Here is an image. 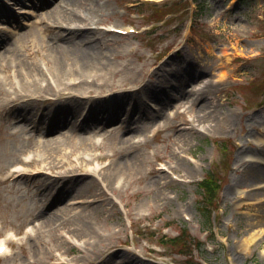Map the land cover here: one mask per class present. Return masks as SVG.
<instances>
[{"label": "rangeland", "instance_id": "374dc122", "mask_svg": "<svg viewBox=\"0 0 264 264\" xmlns=\"http://www.w3.org/2000/svg\"><path fill=\"white\" fill-rule=\"evenodd\" d=\"M7 1H11L10 7L4 8L12 16H0V23L5 25L0 36L8 37L0 47V77L16 82L20 66L47 68L49 62L39 56L33 63L29 51L47 54V41L67 31L61 20L55 19L66 9L61 0ZM172 3H176L175 13L155 21ZM75 11L78 14L66 13L71 19L82 15L84 23L105 43L111 65L120 68L119 76L109 74L110 81L141 76L143 85L154 84L175 93L173 85L190 75L198 76L183 83V89L198 90L209 81L220 83L213 89L215 103L210 110L216 116L235 110L236 120L232 125L221 121L217 126H210L215 123L211 120L181 121L176 116L178 111L188 109L187 116L193 119L198 103L174 100L158 117L140 122V135L134 142L125 143L123 138L131 131L122 120L130 113L125 114V110L132 106L123 102L120 119L109 123L111 113L103 105L109 106L116 98H93L110 94L109 88L94 92L72 111L74 119L85 124L90 114L83 120V109L91 104L102 129L89 128L71 136L68 128L46 130L55 103L66 102L57 99L55 92H50L55 100L35 99L26 105L19 102L13 108V103L0 106V240L10 248L0 256V264H40L43 257H35L37 248L45 255L52 254L54 241L60 244L57 250L64 253L65 260L78 258L85 264H264V176L241 182L245 170L236 169L235 164L245 143L254 150L245 153V158L257 161L264 169V133L253 139V146L248 145L252 139L245 138L252 133V119L264 116V0H88ZM71 19L63 24H70ZM111 25L134 26L140 32H111ZM39 79L44 88L53 77ZM143 85L134 97L144 96ZM5 87L12 96L16 93L9 85ZM5 97L2 92L0 98ZM19 105L26 108L29 122L20 116ZM144 105L151 113L162 106L148 97H144ZM129 116L139 118L137 113ZM259 128L256 126L255 131ZM217 139L227 140L226 159ZM66 150L72 156L106 155L98 162L102 170L92 176L93 187L76 182L75 177H92H84L85 163L73 159L69 164L61 159ZM130 152L139 154L140 165L132 174L113 175L110 182L115 189L104 188L110 160ZM181 160L188 163L189 171ZM216 162L224 164L219 172L223 182L215 203L207 209L199 184ZM20 163L22 167H18ZM95 165L93 162L91 167ZM153 168L155 172L150 173ZM59 175L73 176L71 181L76 184L72 183L73 189L62 198L56 189L46 187L56 184ZM159 179L164 185L157 183ZM64 206L92 211L89 218L94 237L81 231L79 221L70 216L29 236L34 232L28 230L39 222L42 208L51 212ZM183 230L195 240L186 253H179L169 242L162 247L156 244L163 235L173 237ZM152 232L154 235L149 236ZM108 245L112 247L105 251Z\"/></svg>", "mask_w": 264, "mask_h": 264}, {"label": "bare ground", "instance_id": "6f19581e", "mask_svg": "<svg viewBox=\"0 0 264 264\" xmlns=\"http://www.w3.org/2000/svg\"><path fill=\"white\" fill-rule=\"evenodd\" d=\"M86 1L88 0H61V4L64 5L67 13L76 15L78 13H76L75 10L79 8V6L83 5V3ZM66 12L62 15H58L57 18L55 16V19H60L62 25L66 26L67 31L62 35H59L56 38L47 41V54H39L38 50L29 51V56L31 57L33 63H36V58L39 56L43 61L47 60L49 62L47 68H44L41 65L38 66L39 68L36 67L37 69L20 66L16 70V76L17 78H19L16 82H12L11 80L7 82L4 78L0 77V94L4 92L7 96L5 98H0V106L10 105L13 103L10 107L13 108L15 107L16 103L19 102L26 105V102H30L36 98L38 100H44L45 95L43 93L55 92L58 98H60L59 100L64 99L66 102L55 103V111L52 115L53 119H51V121L49 122V126H47L46 130L51 128V130L55 132L62 131V129L64 128H68L70 131L68 136H71L72 133H75L76 131L82 132L89 128L102 129L103 123L101 120L94 116V113H92L93 107L91 106V104L88 111L90 115L89 118H87L88 120H84L85 124H81L78 121V118L74 119L72 111L76 108L79 102H84L87 94H93L94 92L102 93V91H104L106 88H109L110 90H112L110 94L106 95L105 97L99 96L94 98L98 101L107 100L108 97L116 98V100L113 101L112 104H109V106L103 105V108H107L108 112L111 113V116L108 120L109 123L120 119L119 109L123 102H128V104L132 106L129 107L128 110H125V114L130 112V115L134 113H137L139 115L138 120L130 119L129 114L127 117H125V119L122 120L123 123L125 122V124H127L126 129L131 131L130 136L123 138V141L125 143L134 142V138H137V136L140 135V130H142L143 128V125L140 122L148 121L151 118L158 117L163 112V108H165L167 105H170L174 100L183 102L189 101L191 99L192 102L198 103L197 116H194L193 119H190L187 116L188 109L178 111L176 116H178L181 121L187 120L188 122H192L193 120H197L200 122H208L211 120L212 122H215L214 124L210 123V126H217L222 122L228 123L229 125L234 124L237 114L235 110L231 112L226 111L221 116H216L214 111L210 110L215 103V98L212 95L214 91L213 89L217 88V85H219L220 83L216 84L213 81H209L198 90L194 89L187 91L183 89L182 84H188L198 77L190 75L188 79H182L181 83L173 85L172 87H174L176 91L175 93H172L167 89L157 87L154 84H148L146 86L143 85L144 82H142L141 76L130 78L128 75L120 77L116 81H110V79L108 78L109 74H112L113 76H119L121 70L120 68H115L111 65V62L109 60L110 55L103 48L105 43L99 37L98 32L94 28L88 27V25L84 23V18L82 17V15L73 17L71 19ZM70 19V24H63L64 21ZM7 38L8 37H6V35L0 36V47L5 44V40ZM3 67L5 70L10 71L9 67H6L5 65H3ZM225 67H227V65H225ZM41 76H52L53 79L46 85V87L42 88L39 84V77ZM222 77L223 74L220 75V78ZM6 85H9L12 89H14V92H16L13 96L9 89L5 87ZM142 85L143 87L145 86L144 96L139 98L134 97V94H136V92L139 90V87H141ZM31 87H34L36 91L32 92ZM127 90L130 92H127ZM118 92H121V94H116ZM129 94L132 95L128 96ZM144 97H148L150 99H154L157 102H161V108L156 110V113H151L144 105ZM71 100H74V102L71 103ZM19 106L20 116L23 117V120L25 122H29V115L25 112L26 108L22 107V105ZM104 109H102V111ZM20 126H24V124ZM256 126L262 127L258 130L260 132H258L257 129L255 131ZM193 128L196 129L194 123ZM250 128L252 133H247L245 138L248 139L250 137L252 140L249 141L250 144L248 145L253 146V144L256 145L253 139H258L260 137L259 133H264V116H255V118H253L251 121ZM255 149L257 150L258 147L256 146ZM250 151L254 152V150H249V147L244 143L237 153L235 162L236 169L239 170L240 167H243L245 170V174H243V177L240 179L241 182L244 183H248V181L252 179H259L264 176V169L259 167L257 161L248 160L245 158V153L246 155H248ZM72 155L73 153L70 152V150L63 151L61 153V159L63 161L66 160L69 164H71V162L73 163V159L77 163H85L87 172H85L86 176L84 177L89 178L97 174L98 171L102 170L98 162L106 156L105 154L95 155L91 153H87V155ZM139 159V154H137L136 152L127 153L122 157H114L108 164V171L103 177L104 182H102V186L104 188L107 187L112 190L115 189V185L111 184L110 182L111 177L113 175L119 176V174H132L133 171L140 165ZM33 161L34 160H32L31 162ZM93 162H96V165L91 167V164ZM182 162L186 166V171H189V165H187L188 163H186L185 161ZM74 167L79 168V166ZM71 170H74V168H72ZM154 172L155 169L153 168L150 173ZM162 175L161 178L163 179ZM61 178L64 179L60 182L59 180ZM72 178L73 176L70 175H59L57 177L58 180L56 181V184L52 185L51 183L49 185H46V187L49 190L56 189L58 196L62 198L66 195H69V193L73 189L74 185L71 184H75V182L71 181ZM75 178L77 183L82 182V187L90 188L95 184V180L93 179L94 177H92V179L90 180L79 177ZM157 183L159 185H164L165 182L159 179ZM80 190L83 189L81 188ZM227 193L229 194V191ZM75 210L76 211L68 208L67 206L60 208L57 211L51 212L48 210V207L42 208L38 215L39 222L34 224L31 230L34 233L29 232V236L31 237L34 234L36 235L38 234V231L41 232L47 227H53L55 226V223L59 220H62L63 217L70 216L74 218V220L77 219V221H79L80 225L78 226V228L81 231H85L88 233L87 235L90 234L94 237V233L92 234V229L94 227L92 226L89 218L92 211L86 212L84 211V209ZM183 210L185 212L184 208L182 209V211ZM72 213L73 215L71 216ZM70 217L69 219H72ZM66 219H68V217ZM54 242L55 243H53L50 248L56 246L54 247L56 248V250L53 251L52 254L45 255L40 248H37V255L35 257H43L42 261H38L40 264H85V261H82V259L78 258V260H65L63 258L64 253L58 252L59 250H57L61 248V246H59L60 244L56 241ZM111 247V245L106 246L105 251L111 249ZM126 264H131V262L127 261Z\"/></svg>", "mask_w": 264, "mask_h": 264}, {"label": "trees", "instance_id": "16d2710c", "mask_svg": "<svg viewBox=\"0 0 264 264\" xmlns=\"http://www.w3.org/2000/svg\"><path fill=\"white\" fill-rule=\"evenodd\" d=\"M175 7H176V3L166 5V11L163 14V16L168 13H175L174 11ZM157 12H159V10H157ZM218 145L220 146V150L226 159L227 158L226 152L228 149L227 140L219 141ZM222 169H224V164L216 163L214 168H212V170H210L206 174L205 178L200 182V186L204 194V199L207 200L209 204H212L213 200L218 195L220 187L222 186V177L219 174L220 170ZM170 242L172 245H174L177 248L179 253H186L185 249L191 246L190 243L192 245L194 244V241L188 238V233H186L184 230L181 231L180 234L177 235L176 237H172L170 239ZM189 264H201V263H197L193 261V262H190Z\"/></svg>", "mask_w": 264, "mask_h": 264}]
</instances>
